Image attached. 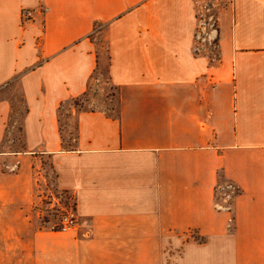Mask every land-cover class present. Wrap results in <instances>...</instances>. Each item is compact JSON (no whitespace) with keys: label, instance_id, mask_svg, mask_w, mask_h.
<instances>
[{"label":"crops","instance_id":"crops-1","mask_svg":"<svg viewBox=\"0 0 264 264\" xmlns=\"http://www.w3.org/2000/svg\"><path fill=\"white\" fill-rule=\"evenodd\" d=\"M204 1L216 60L194 51ZM43 159L73 231L34 215ZM0 264H264V0H0Z\"/></svg>","mask_w":264,"mask_h":264},{"label":"rangeland","instance_id":"rangeland-1","mask_svg":"<svg viewBox=\"0 0 264 264\" xmlns=\"http://www.w3.org/2000/svg\"><path fill=\"white\" fill-rule=\"evenodd\" d=\"M204 6V13H208L209 10L211 11L209 13H214L216 11L214 4L212 1H204L203 3H200L199 7L201 9V6ZM100 89H95V92H93V95L98 97L100 96ZM12 102H13V108L14 112L12 115V118L8 122V132L7 137L4 142L2 151L3 153L10 154L14 153L17 150H21V136L20 131L21 128V120L22 115L25 112V108L22 104L21 99V93L18 90H15V93L10 96ZM87 100V97H83L80 100H78V103L82 102L83 100ZM107 104L109 107H115L116 106V99H115V90L113 87L109 86L108 93H107ZM8 161H5V164L3 166V169H8ZM35 168V165H34ZM36 176L39 186V191L36 197V202L34 204V215L35 217L40 221V224L44 228L53 229L56 228L57 225H59L60 219H61V212L63 209L68 208L70 204L74 203V197H72L69 193H56L54 190L55 182H56V174L51 168V163L48 159H43V162L41 166L36 167ZM225 180H221L220 183L223 185V182ZM222 191V190H221ZM52 194H55L61 198V205L60 207L53 208L51 206L50 197ZM221 198H225L226 195L223 193H220Z\"/></svg>","mask_w":264,"mask_h":264},{"label":"built area","instance_id":"built-area-1","mask_svg":"<svg viewBox=\"0 0 264 264\" xmlns=\"http://www.w3.org/2000/svg\"><path fill=\"white\" fill-rule=\"evenodd\" d=\"M204 6L199 7L197 14V29L195 33V48L194 51L196 54L209 53L213 60H216L217 50L219 48V30H218V21L214 13H204ZM24 18L30 19L33 16V12L24 11L22 13ZM226 195L225 198L220 197V193ZM239 188L230 181H224L223 185L218 184L216 188V207L219 209H232V202L238 193ZM51 206L53 208L60 207L61 198L55 194H52L50 197ZM80 223L79 216L76 211L75 201L73 204H70L68 208L63 209L61 212V219L59 225L52 230L61 231V232H70L75 230Z\"/></svg>","mask_w":264,"mask_h":264},{"label":"trees","instance_id":"trees-1","mask_svg":"<svg viewBox=\"0 0 264 264\" xmlns=\"http://www.w3.org/2000/svg\"><path fill=\"white\" fill-rule=\"evenodd\" d=\"M22 102H23V100H22ZM76 104H79L78 101H76ZM24 108H25V107H24ZM25 113H27V109H26V108H25V112H24V114H25ZM24 114H23V115H24ZM23 115H22V116H23ZM11 118H12V117H11ZM21 131H22V130H21ZM21 131H20V132H21ZM20 143L22 144V140L20 141ZM51 168H52V170L54 171L52 165H51ZM54 173H55V171H54ZM55 174H56V173H55ZM54 190H55L56 193H58V194H59V193H60V194H61V193H62V194L65 193V192H60V191L56 188V186L54 187ZM237 194H239V190H238V193H237Z\"/></svg>","mask_w":264,"mask_h":264}]
</instances>
